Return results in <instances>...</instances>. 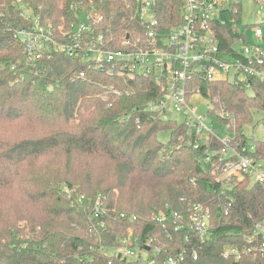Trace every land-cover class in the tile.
Masks as SVG:
<instances>
[{
	"label": "trees",
	"instance_id": "obj_1",
	"mask_svg": "<svg viewBox=\"0 0 264 264\" xmlns=\"http://www.w3.org/2000/svg\"><path fill=\"white\" fill-rule=\"evenodd\" d=\"M137 5L138 0H0V264H134L104 249L129 229L167 250L196 248L197 259L187 257L184 264H264L263 251L239 259L221 255L227 244H250L246 237L264 215V188L248 176L229 184L218 180L221 162L208 157L207 146L188 137L182 123L148 110L161 94L152 78L105 75L60 51L28 54L16 35L31 25L24 9L57 31L93 6L103 14V25L121 36L139 28ZM182 5L183 0H155L160 23L180 24ZM236 7L235 13L223 10L224 23L214 24L219 48L230 54L243 37L231 21H240L241 3ZM82 70L85 77L78 76ZM200 84L203 94L220 98L234 114L236 139L253 146L245 154L264 163V139L249 142L242 131L255 112L264 113V79L250 89L231 81ZM165 131L166 143L159 138ZM89 157L106 168L86 188L69 177ZM97 196L103 212L96 216ZM195 203L211 209L214 236L207 242L175 230L170 219L173 213L187 217ZM160 215L168 220L160 222Z\"/></svg>",
	"mask_w": 264,
	"mask_h": 264
},
{
	"label": "built area",
	"instance_id": "obj_2",
	"mask_svg": "<svg viewBox=\"0 0 264 264\" xmlns=\"http://www.w3.org/2000/svg\"><path fill=\"white\" fill-rule=\"evenodd\" d=\"M240 1L183 0L182 22L166 27L158 19L155 0H138L134 17L139 28L127 30L121 36L109 25H103V14L93 6L82 10L78 18L67 27L59 26L57 31L50 22H41L38 16L28 12L26 17L31 18V25L19 29L16 35L28 54L60 51L78 57L87 69L105 75L152 78L161 94L148 103V110L162 119H175L183 124L188 137L200 139L207 146L208 157L214 156L221 162L218 180L229 184L248 176L264 188V163L245 154L253 146H242L236 139L234 114L220 98L203 94L200 84L231 81L250 89L253 81L264 79V10L261 20L251 24L253 42H248L246 35L237 29L245 42L242 36L237 37L232 54L219 48L214 24L224 23L225 19L220 16L223 10L238 12L236 4ZM253 1L255 5L264 3V0ZM78 76L85 77V70ZM202 105L205 111L200 110ZM171 112L178 117H171ZM214 142L220 143V148ZM102 203V197L97 196L93 203L94 215L103 212ZM157 219L168 220L166 215ZM170 219L175 230L191 231L201 242L214 236L211 209L205 204L195 203L187 217L173 213ZM246 239L250 243L247 246L225 245L222 257L239 259L243 255L254 256L256 251L264 252V215ZM118 241L117 245L104 248L106 252L134 264H184L187 257H198L194 247L189 250L175 245L167 250L165 246L152 245L150 240L141 241L131 229Z\"/></svg>",
	"mask_w": 264,
	"mask_h": 264
},
{
	"label": "rangeland",
	"instance_id": "obj_3",
	"mask_svg": "<svg viewBox=\"0 0 264 264\" xmlns=\"http://www.w3.org/2000/svg\"><path fill=\"white\" fill-rule=\"evenodd\" d=\"M241 18L240 21L235 22V26L237 29L241 30L245 35L246 39L248 42H253L254 37H253V32H252V26L251 24L257 23L261 20L262 13L264 10V3L262 2H257L256 5L253 0H241ZM23 13H28L27 10H23ZM264 47V45H263ZM201 111H205V106L200 107ZM171 117L177 118L178 115L176 113L171 112L170 113ZM4 128L7 129V126H3ZM242 131L247 137L248 141L250 142L251 140H263L264 139V113L262 111L255 112L253 115V119L249 123H245L242 127ZM169 132H161L159 134V138L161 141L164 143L167 142ZM81 163H83L82 168H73L71 171L73 174L71 177H74L76 175H79V178H71V181L79 182L81 183L84 187L88 188V181L90 177L96 178L100 174V171L106 168V166L101 167L98 164L97 159H92L91 157L89 158H81L80 159ZM86 164L88 165L86 167ZM78 169V170H77ZM83 173H86V177H81L84 176ZM99 174V175H98ZM97 179V178H96ZM95 179V180H96ZM253 179V178H252ZM94 181V180H91ZM61 186L65 189L64 184L61 183ZM70 193L72 190L69 191ZM16 197V195L14 194ZM17 198V197H16ZM15 206L17 207L19 205V200L14 201ZM19 207V206H18ZM17 207V208H18ZM23 224L22 222L20 223V227H22Z\"/></svg>",
	"mask_w": 264,
	"mask_h": 264
},
{
	"label": "water",
	"instance_id": "obj_4",
	"mask_svg": "<svg viewBox=\"0 0 264 264\" xmlns=\"http://www.w3.org/2000/svg\"><path fill=\"white\" fill-rule=\"evenodd\" d=\"M146 249H148V246H145Z\"/></svg>",
	"mask_w": 264,
	"mask_h": 264
}]
</instances>
